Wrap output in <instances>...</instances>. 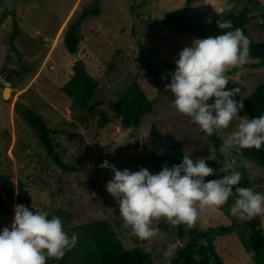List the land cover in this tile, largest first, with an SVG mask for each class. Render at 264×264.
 <instances>
[{
  "label": "rangeland",
  "instance_id": "rangeland-1",
  "mask_svg": "<svg viewBox=\"0 0 264 264\" xmlns=\"http://www.w3.org/2000/svg\"><path fill=\"white\" fill-rule=\"evenodd\" d=\"M96 1L0 0V230L11 226L16 204L30 210L34 204L50 217L59 216L69 236L77 234L76 226L104 221L126 249L150 248L155 264H170L187 242V236L180 237L179 233L181 227L186 231L187 225H172L161 218L153 221V226L160 230L158 236L141 241L130 228L122 226L118 204L106 189L114 173L100 165L107 160L121 171L135 172L143 167L156 174L151 156L175 142H180L194 161L215 158L213 135L205 134L191 118L178 112L172 105L174 95L165 90L166 83L171 82L168 73L175 71L179 52L200 37L177 25L165 26L163 21L177 16L202 29L231 11L229 0H192L188 7L185 0H101V14L83 23L79 51L70 54L64 33ZM259 1L264 5V0ZM244 6L250 7L245 2L232 12L237 13ZM252 17L248 25L252 37L264 39L260 13L254 12ZM9 54L20 76L5 100L2 79L8 73ZM78 60L84 63L88 76L98 82L87 112L75 109L62 92L76 74ZM144 63L146 70L142 69ZM233 69L226 74L233 87L240 88V100L244 101L264 83V68ZM135 79L153 104V111L145 116L140 127L150 130V135L140 136L135 143L119 147L113 154L110 144L127 128L115 117L114 106ZM20 106L43 116L67 170L48 157L37 132L17 110ZM245 115L243 108L240 116ZM238 123L234 120L219 132L222 143ZM221 153L225 156L223 164L235 160L241 179L254 191L264 193V169L236 149ZM242 162L246 166H240ZM4 181L12 188L11 194L3 187ZM234 199L233 195L223 207L202 213L197 220L200 226L208 229L232 225L230 208ZM254 218L260 219L264 233V216ZM248 235L249 227L241 225L215 242L225 264H255L246 251ZM172 244L176 246L175 252L166 258L164 252Z\"/></svg>",
  "mask_w": 264,
  "mask_h": 264
},
{
  "label": "clouds",
  "instance_id": "clouds-1",
  "mask_svg": "<svg viewBox=\"0 0 264 264\" xmlns=\"http://www.w3.org/2000/svg\"><path fill=\"white\" fill-rule=\"evenodd\" d=\"M217 24L221 30L232 29L231 21L218 20ZM250 43L240 28L197 38L191 47L179 52L175 71L168 73L171 82L166 83L165 90L174 95L173 107L205 134L211 136L227 129L234 120L239 122L224 139L221 152L264 146V115L240 116L243 99L235 97L241 90L228 87L230 77L226 74L251 62ZM149 135L150 130L129 126L110 144L109 151L114 154L119 147ZM191 156L186 150L180 164L165 165L156 174L143 167L135 172L121 171L107 160L100 165L114 173L106 189L118 204L122 226L130 228L141 241L158 236L160 230L153 221L161 218L172 225L194 226L209 208L223 207L233 197L234 186L230 214L247 219L264 216V193L238 186L242 177L235 160L222 164L217 171L205 158L194 161ZM240 166L246 165L242 162ZM211 176L219 178L206 179ZM14 213L11 226L0 230V264H47L50 258L62 259L78 243L77 234L69 236L59 216L49 218L47 211L34 204L32 210L16 204ZM175 247L169 245L164 256L171 257Z\"/></svg>",
  "mask_w": 264,
  "mask_h": 264
},
{
  "label": "trees",
  "instance_id": "trees-1",
  "mask_svg": "<svg viewBox=\"0 0 264 264\" xmlns=\"http://www.w3.org/2000/svg\"><path fill=\"white\" fill-rule=\"evenodd\" d=\"M100 2L101 0H97L94 7L84 10L65 31L64 44L70 54L74 55L79 51V34L83 23L88 18L101 14ZM191 2L192 0H185L186 7L190 6ZM245 2L250 7L244 6L239 12H232L234 8ZM229 5H232V7H230L231 11L227 15L217 19L214 24L202 29L193 24L186 23L177 16L168 17L163 21V24L165 26L177 25L182 30L188 31L200 38L214 37L223 31L234 30L236 28L243 29L244 34L251 42V62L245 64L242 68H234L233 70L264 68V39L256 40L252 37L248 28V25L252 21L253 13L259 12L262 17L260 30L264 37V5L259 0H229ZM218 20L231 21L232 29H219ZM142 69H148L147 64L144 63ZM151 74L153 75L154 72L151 71ZM228 87L230 89L234 88L231 79L229 80ZM97 89L98 82L93 77H84L76 71V74L62 88V92L71 100L72 106L75 109L87 112L92 106ZM235 98L238 101L240 100L239 95ZM243 103L249 118L264 115V83H260ZM114 108L116 110L115 117L121 120L125 127L134 126L139 130L142 120L153 111V104L135 79L129 89L115 104ZM17 110L21 111L24 119L37 132L48 157L57 166L67 170L68 166L56 151L51 130L43 116L25 106H20ZM222 144L219 133H214L213 146L217 153L215 158L208 160V163L210 167L217 171H219L223 162H225V156L220 152ZM236 150L242 157L264 169V146L260 149ZM184 152L183 145L180 142H175L168 148L153 154L151 156V164L158 173L165 165L171 167L174 164H180ZM216 177L211 176L206 179H216ZM238 186L250 188L249 184L242 179ZM3 187L9 194L13 192L12 188L7 187L6 181L3 182ZM21 192H24V189H21ZM233 195L235 197V186ZM49 218L51 217L49 216ZM241 225L249 227L247 254L254 260L255 264H264V233L260 228V219H247L236 216H233V224L228 226L203 229L197 221L194 226H187L186 231L181 227L179 232L180 237L187 236V242L183 247L178 249L170 264H225L216 250L215 242L221 237L232 234ZM75 231L78 235L84 236L85 239L78 238L76 246L71 251L66 252L62 259L50 258L47 260V264L49 262H55V264H155L151 254L146 251L145 247L140 246L129 250L126 249L111 226L104 221H95L87 225L76 226Z\"/></svg>",
  "mask_w": 264,
  "mask_h": 264
},
{
  "label": "water",
  "instance_id": "water-1",
  "mask_svg": "<svg viewBox=\"0 0 264 264\" xmlns=\"http://www.w3.org/2000/svg\"><path fill=\"white\" fill-rule=\"evenodd\" d=\"M6 67L8 69V73L4 79H2V83L5 85V89L3 92V98L5 100L8 99V97L11 94V90L14 87V83L16 81V78L20 76L19 71L14 67L13 59L11 54H9L6 58ZM75 70L79 73H81L84 77H88V72L85 68L84 63L81 60H78L75 64Z\"/></svg>",
  "mask_w": 264,
  "mask_h": 264
}]
</instances>
